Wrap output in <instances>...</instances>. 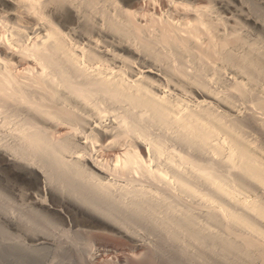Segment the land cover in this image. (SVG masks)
<instances>
[{"label":"bare ground","instance_id":"bare-ground-1","mask_svg":"<svg viewBox=\"0 0 264 264\" xmlns=\"http://www.w3.org/2000/svg\"><path fill=\"white\" fill-rule=\"evenodd\" d=\"M162 4L0 0V264L84 260L80 239L99 229L133 246L156 234L153 264L174 238L192 259L264 264V51L248 37L264 22L243 0ZM175 251L167 263L186 264Z\"/></svg>","mask_w":264,"mask_h":264},{"label":"rangeland","instance_id":"rangeland-1","mask_svg":"<svg viewBox=\"0 0 264 264\" xmlns=\"http://www.w3.org/2000/svg\"><path fill=\"white\" fill-rule=\"evenodd\" d=\"M162 1L163 0H137V4H138V7H141V11H143L144 12V10L146 11L147 10V13L148 14H156V12H157V14L156 15H158V14H160L161 12V8L163 7V4H162ZM201 1H204V0H201ZM244 2H245V7H244V11L246 12V13H249V14H252V15H258V16H261V17H259L260 19L262 18V21L264 22V0H243ZM162 4V5H161ZM150 12H149V11ZM239 11V10H238ZM153 12H155V13H153ZM248 26V25H247ZM244 27L245 28V30L243 31L244 33H245V35H246V33L248 34L249 33V31H250V29L249 28H251L250 26H248V27ZM246 28H247V30H246ZM249 29V30H248ZM242 30V29H241ZM253 30V31H252ZM255 31V32H254ZM252 32H253V34H252ZM257 33V31L255 30V29H253V27H252V29H251V31H250V34L251 35H247L248 37H249V40L250 41H252V42H255V46H257V48L258 49H260L261 51H264V39L263 38H261L262 36H260L259 34H256ZM247 44V43H246ZM246 44H244V45H240L241 47H242V49H244V48H248V45L246 46ZM240 46H236V47H239L240 48ZM244 46H246V47H244ZM244 47V48H243ZM241 49V48H240ZM208 70H209V74H208ZM207 71L205 70L204 71V75H203V73L201 74V76L202 77H204L205 76V79H207V77H206V75L207 76H209V77H212V74L211 73H213V71H214V69L213 68H210V69H208ZM207 72V73H206ZM222 74V75H221ZM219 76H221L222 78L224 77V74L221 72V73H218V77ZM208 77V78H209ZM215 77V76H214ZM216 80V82L214 83L216 86L218 85V86H221V89H222V87L224 86V85H222V84H225L224 83V81L222 80V79H220V78H218V79H215ZM214 80V81H215ZM220 80V81H219ZM262 81H263V79H262ZM261 81V82H262ZM222 82V83H221ZM218 83H221V84H218ZM260 83V82H259ZM259 83H257L256 82V85L258 84L259 85ZM255 85V87L257 88V86ZM259 87V86H258ZM223 88H225V87H223ZM192 95V94H191ZM190 94L189 95H187V96H189V97H192V98H194L193 96H191ZM239 98V97H238ZM247 99V100H246ZM245 99V101L244 100H242V101H239L238 100V107H237V105H236V109H238V111L241 109V108H243V109H241V110H243L242 112H244V111H246L244 108H249L248 109V111H250L251 109H250V107H251V104H250V102H249V99L248 98H246ZM240 102L242 103V104H240ZM246 106H248V107H246ZM241 107V108H240ZM240 110V111H241ZM251 131H248V133L249 134H251L252 135V133L253 132H257V133H259V131H257V128H249ZM257 133H254L252 136H250L251 138H256V136H257ZM261 136H262V134H261ZM260 136V134L257 136V137H261ZM102 150L103 149H101L100 151L101 152H99V153H101L100 155H103V153L106 155V151L107 152H109V150H107V149H105L106 151L105 152H102ZM104 151V150H103ZM104 155V156H105ZM8 176V171H7V168H6V166L3 164V161L0 159V185H2L0 188H1V191H0V216H1V214H3L4 212V208H5V206L7 205V200H6V194L8 193V191L6 190V185L8 184L7 182H8V178L9 177H7ZM8 179V180H7ZM6 180H7V182H6ZM23 187H21V185L19 186V185H17L16 184V186L18 187H15V193H14V197H16L15 199L18 201V204H22V206H26L25 208V211H26V213L28 212H30V208H31V205H33L31 202V199H25L24 198V191H30V189H29V186H28V184L26 185L25 184V182H23V181H21V182H19ZM24 184V185H23ZM26 186V187H25ZM3 187H5V188H3ZM4 190H3V189ZM20 188V189H19ZM24 189V191H22ZM29 189V190H28ZM262 192V191H261ZM16 193H19L20 195L18 196V194H16ZM229 198V197H228ZM231 201L233 200V199H231V198H229ZM234 200L232 201V203L234 204ZM236 203V202H235ZM28 208V209H27ZM3 209V210H2ZM29 210V211H28ZM1 212H3V213H1ZM2 223H1V221H0V247L2 248L1 249V251H2V253L0 252V256L1 255H3V243H4V241L5 240H7V237L4 235V232H5V227L4 226H2L1 225ZM65 227H69V226H65ZM4 229V230H3ZM143 232H146V231H143ZM142 232V234L141 235H143L140 239V241H139V243H138V246L137 245H135V246H133L134 245V243L132 242H130V241H128V240H125V239H127V238H124V237H122V236H120V235H115V234H112V233H109V232H105L104 230H96V231H94V233H92V235L93 236H90V238L91 237H93L92 238V241L89 239V236H83V238H81L80 240V246L81 247H84V248H87L88 250H90L91 251V253H90V257H92V258H90L89 256H88V258L86 257V259H84V260H82L81 258H79L78 256H74V255H70V256H61V257H58L56 254H53L52 252L51 253H47V254H40V255H31V256H24L25 257V259H24V261H23V264H153L151 261L153 260V258L151 257L152 256V254H154V253H149L150 252V250H152L151 252H153L154 251V248L155 247H157V246H160L161 244H160V241L159 240H161L160 239V237L158 238V236L156 235V234H152V233H150L149 234V232H146V233H143ZM144 234H146V235H144ZM149 234V235H148ZM147 235H148V237H147ZM151 235H153V236H151ZM157 236V238L159 239L158 241H156L157 240V238H156V236ZM150 236V237H149ZM155 236V237H154ZM151 238H156V239H154L155 241H156V243H154V240L152 239L151 240ZM163 239V238H162ZM171 238H169V240H170ZM131 244V245H129V243ZM143 241V242H142ZM171 241V243H173V241H174V243L175 244H180L181 245V243H180V241H178L177 239H171L170 240ZM170 241L169 242H167L165 245H163L162 246V248H160L161 249V251H165L164 252V256L167 258L166 260H165V258H164V256L162 257H160V255H163V252H162V254H160L161 253V251H160V255L159 254H156V256H154L153 255V257H155V259L154 260H158L157 262H155L154 261V264L156 263H158V264H169V263H167L168 262V260L170 261L171 259L169 258V257H167L168 255H170L169 253L170 252H168V251H171V252H174L175 250V253L176 252H180V253H177L176 255V257H178L179 256V258H180V260H182L183 261V263H185V261H186V264H203L205 261L208 263V264H211L212 262L214 263V261L217 259H219V260H222V258H223V262L225 263V264H242V262L243 261H245L244 259V256H239V257H241V259H239V257L238 256H234L233 257V255L234 254H230V255H228V256H226V257H230L229 258V260L231 259V257H232V259L233 258H237L238 257V259L239 260H241V261H239L238 259H236V261H235V259H234V261L236 262V263H232V262H234V261H228V258H224V257H222L221 256V258H220V254L219 253H217V252H215L214 254H213V256H211L212 254H209L211 257H213V258H215L214 259V261L211 259V257H210V259H207V258H209V257H207L206 258V256H205V261H203V256L201 257V255L202 254H205L206 253V249H204V248H202V252H204V253H201L199 256H196L197 258H194V259H192L193 258V253L191 252V248L189 249V247H181L180 245H175L174 243L172 244V245H174L175 246V250L173 251V249H174V247L170 244ZM179 243H178V242ZM161 243H162V240H161ZM158 244H160V245H158ZM170 244V245H169ZM156 245V246H155ZM153 246V248H151ZM155 246V247H154ZM166 246V247H165ZM169 246L170 247H172L171 249L169 248ZM178 246H179V248H178ZM164 247V248H163ZM158 248V247H157ZM166 248H168V250L166 249ZM187 248V249H186ZM164 249V250H163ZM184 250L185 252H187V253H185L184 251H178V250ZM203 249H204V251H203ZM167 250V251H166ZM190 250V252L188 253V251ZM185 253V255H184V253ZM149 253V254H148ZM168 255H167V254ZM151 254V255H150ZM174 253H171V255H173ZM179 254H181V255H179ZM191 254H193V255H191ZM216 254V256H214ZM147 255H149V256H147ZM157 255H159V258L157 259ZM170 255V256H171ZM192 257H191V256ZM222 255V254H221ZM243 255V254H242ZM180 256H182V258L180 257ZM186 256H187V258H186ZM147 257H151L152 259H150V258H147ZM195 257V256H194ZM162 258H164V260L162 259ZM198 258H202L201 260L200 259H198ZM244 258V259H243ZM249 257H247V259H248ZM251 258H253V257H250L249 258V260H253V259H251ZM5 261L8 263V264H21L20 263V261L18 260V259H11V260H9L6 256H5ZM150 259V260H149ZM184 259H186V260H184ZM198 259V260H197ZM231 259V260H232ZM246 259V263H244V264H251L250 262L251 261H249V260H247ZM149 260V261H148ZM210 260H212V261H210ZM243 260V261H242ZM149 263H148V262ZM210 261V262H209ZM226 261V262H225ZM238 261L240 262V263H238ZM247 261H249V262H247ZM204 263V264H207V263Z\"/></svg>","mask_w":264,"mask_h":264}]
</instances>
